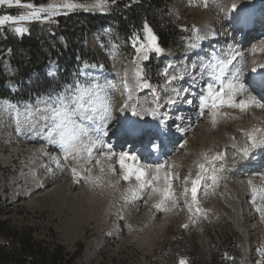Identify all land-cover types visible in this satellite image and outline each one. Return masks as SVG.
<instances>
[{
  "label": "rangeland",
  "instance_id": "374dc122",
  "mask_svg": "<svg viewBox=\"0 0 264 264\" xmlns=\"http://www.w3.org/2000/svg\"><path fill=\"white\" fill-rule=\"evenodd\" d=\"M115 1H21L22 5L33 4L37 8L65 2L85 7L70 10L60 8L54 16L41 13V19L30 22L13 24L9 21L0 29L5 30L11 39L18 40L28 31L17 34L12 29L25 27L29 30L34 26L40 43L47 42L57 51L55 43L62 49L67 47L66 38L58 24L71 27V31H74L80 27L76 25L79 14H109ZM227 1L207 0L205 7V0H202L203 3H200L201 0H162L164 6L157 12V20L151 24L152 33L155 35L157 32L173 30L179 35V40L172 42L173 47L158 58H155L154 51L145 49L148 59H139L143 77L151 88L137 87L134 76L136 48L140 44L147 45L144 30L122 35L115 31L110 19L85 35L81 46L93 56V60L82 64L79 74L56 78L60 63L52 61L38 81L22 80L24 83L31 82L34 92L43 93L35 98L31 90L20 95L19 76L7 78L4 89H8L12 98L5 101L16 105V109L9 108L6 112L0 110V227L3 225L7 236L4 237L0 231V246L7 251L10 235L17 233L47 253H51L55 247L62 249L66 259L78 253L73 264H179L182 259L186 264H264V256L261 255L264 252V218L256 211L257 206H264V193L258 191L256 203L251 202V188H264V146H260L258 151L252 149L247 137L238 133L240 128L247 127L244 125H255L257 120L264 121V108L251 105L246 112H241L239 108L222 106L213 126L208 110H202L199 106L208 83H214L217 89L220 84L226 85L228 82L243 84L246 91L238 94L235 101L244 100L248 95L258 100V94L250 90L243 79L254 58L251 43H261L263 47L255 57L260 62L264 61V39L247 41L241 49L234 44V38L227 41L217 39V43L211 45L203 36L206 31L204 22L217 30L216 38L227 34ZM248 1L258 0H246V4ZM100 3L104 6L93 7ZM33 10L15 4L0 5V17H18ZM51 34L54 38H51ZM134 34L138 37L136 47L130 39ZM210 46L216 49L218 57L209 56ZM3 59L0 65L4 63ZM222 60L229 61L225 66L226 75H221L218 69L214 75L213 67ZM8 61L11 64L10 57ZM65 63L70 62L66 60ZM169 64L173 67L169 68ZM206 66L211 67L205 70ZM120 67L127 73L126 80L130 85L128 93L124 94L120 87L123 83L119 82ZM166 69L169 77L178 75L183 76V79L168 83L164 76ZM77 82L85 87L98 83L104 89L101 96L110 108L112 118L97 119L95 124L99 127L101 123L111 130L100 141L87 126L88 134L83 138V146L67 154L58 139L53 142L47 135L45 121L40 113H36L34 122L29 123L23 119V115L17 119V110L23 114L29 105L34 110L38 98L56 93V86L62 84L64 88ZM152 89L157 90L158 100L154 98ZM172 93L181 102L173 112L176 119L171 120L169 127H178L179 134L184 135L181 139L175 138L173 153L161 158L159 163H150V158L139 159L141 165H150L153 171L156 166L164 165L160 171L161 180L155 184L159 189L164 187V174H171L176 206L173 207L169 199L161 209H157L154 205L160 203V193H153L150 188H146L132 198L127 189L136 187L135 177L123 180L117 163L118 155L107 161L102 152L111 148L117 154L124 152L136 156L131 150L116 146L111 136L115 131V114L119 102H132L129 107L131 111L133 108L140 111L146 104L147 112H151L152 105L155 109L160 104L166 106L172 96L174 98ZM260 102L264 104V101ZM186 108L192 110L191 116L194 115L189 122L182 121L185 112L189 111ZM100 111H104V106ZM165 111L170 113L167 106ZM223 113H227V116H223ZM104 115L107 116V112ZM177 117L180 118L178 123ZM185 117L188 120L190 116ZM214 127L215 132L212 131ZM224 133L239 135L236 141H230L223 138ZM212 139L215 141L213 144ZM91 142H95V147L89 157L84 147ZM203 147L206 150L201 154ZM217 154H222V159L212 164L204 159L205 155L211 158ZM96 160H100L98 166ZM244 161L247 166L253 167H240L245 164ZM109 163L115 165V174L107 170ZM127 163L135 166L134 161L129 160ZM201 163L205 164L208 171L202 173L204 179L200 181L197 203L194 204L190 193L192 185L186 184L185 180L196 178ZM101 167L104 168L103 173ZM73 168L81 176L89 175L85 169H91V177H99L100 186L86 183L83 179L76 182ZM143 170L147 176L148 168ZM185 187L189 189L187 195L184 193ZM126 196L129 198L127 202ZM197 205L200 211H196ZM11 247H8L9 251Z\"/></svg>",
  "mask_w": 264,
  "mask_h": 264
},
{
  "label": "snow or ice",
  "instance_id": "6c2138e0",
  "mask_svg": "<svg viewBox=\"0 0 264 264\" xmlns=\"http://www.w3.org/2000/svg\"><path fill=\"white\" fill-rule=\"evenodd\" d=\"M21 6L28 9H34L33 11L19 15L18 17L13 16H3L0 17V26H3L6 22H12L13 24H19L21 22L32 21L41 19V13H47L48 16H54L58 14V10L60 8L64 9H75L85 7L84 5L65 2L62 5L50 4L47 7H39L37 8L33 4H21V0H0V5H8V6ZM102 3L93 5V7H103ZM207 6V0H205V7ZM233 11L236 13L234 20L238 26L244 27L249 23L248 17L245 15V9L243 7H239L235 3L232 5ZM17 34H23L28 31L25 27H15L12 29ZM196 31L195 29H193ZM145 32L146 36L144 39L147 41V45L140 44L138 48H136L137 59L133 60V64L135 65L134 76L137 81V87L139 88H151V85L143 77V69L139 65V59H148L146 50L155 51L157 54L161 53L163 49L157 46L156 41L157 37L152 33V30L145 24ZM133 41V46L136 47V42L138 37L134 34L133 37L130 38ZM142 50L143 51L142 53ZM228 61H220L218 65L213 67V74L215 75L217 69L221 75H226L225 66ZM169 68L173 67L171 64L168 65ZM206 66L205 70H207ZM255 71V69L253 70ZM127 76V73H126ZM164 76L167 78V82L171 83L173 80L183 79V76L172 75L169 77V73L167 69L164 71ZM219 78V76L217 77ZM259 87L264 89V80H261ZM173 91H176L173 89ZM245 86L243 84H235L232 82H228L225 84H220L219 88L214 87V83H208L205 86V95L201 97L200 100V108L202 110L207 109L208 114L212 117L213 126H215L217 122V116L220 115L218 109L222 106L239 108L241 112L247 110V108L251 105H255L260 108H264V104H262L259 100L256 99L255 96L248 95L246 100H240L239 102L235 101V97L245 92ZM104 92V89L97 84H88V86H82L80 83L70 84L62 89L60 92H56L53 94L47 95V97H41L37 100V105L33 110L32 106L29 105L26 108L25 113L21 114L17 110V119L19 120L20 116L23 115V119L26 122L32 123L36 118V113L41 114V118L45 121V128L47 129V135L52 139L53 142H56L57 139L62 147L65 148L67 154H72V152L78 147L83 146V138L88 134L87 125L89 123L95 124L96 120H105L111 119L110 108L106 106V102L101 96V93ZM152 94L155 99H159L158 93L156 89H152ZM179 95V92H177ZM128 99H131V95L128 96ZM191 103V101H188ZM169 103H175L174 100H169ZM104 106V111L101 112V107ZM125 109L129 108L130 105L125 102ZM9 108L16 109V105L10 104L8 101H0V110L7 111ZM107 112V116L104 113ZM132 114L134 116H139L140 113L133 108ZM149 115L155 116V111H151L148 113ZM203 114V111L202 113ZM164 123V121H161ZM99 127L104 129V135H108V132L111 130L107 128L105 125H100ZM115 131L113 135L118 136L125 140V142L133 139H143L148 138V142L152 143L153 139L158 138L159 129H154L152 126L147 124H140L137 120L124 121L119 125L114 126ZM259 133V136L257 135ZM247 137L249 143L252 148H256L258 146H264V131L259 128H254L250 132L244 133ZM95 147V142H91L89 146L84 147V151L88 153L89 157H91L92 148ZM247 151V149H245ZM102 155L105 160L111 161L113 156L118 155L117 163L120 166V173L123 180L127 181L130 177L134 176L136 180V187H130L127 189V192L131 193L132 198H135L137 194L143 191L146 188H150L153 193L159 192L162 199L160 203L155 204L154 207L157 209H161L163 204L169 199L172 200L173 207L176 206V201L174 199V193L172 190V183L170 179V173H165L163 176L164 187L159 189L155 186L161 180L160 171L164 168V165H158L152 170L151 166L141 165L139 163V158L135 155H131L129 153L121 152L119 154L111 151V148L107 152H102ZM67 158V155L66 157ZM204 159L212 164L215 160L222 159V154H217L211 158L205 155ZM134 161L135 166L130 165L127 161ZM96 164H100V160H96ZM148 168V173L146 176L144 168ZM199 171L196 174V178L191 180V199L194 204L197 203V193L199 189L200 181L204 179L202 173L207 172L208 169L205 167V164L201 163L198 165ZM107 170L113 174L116 172L115 165L109 163L107 165ZM89 175L81 176L80 173L77 172L75 168L72 169L73 177L76 182H79L80 179H83L86 183H93L95 186L99 185V177L93 179L90 175L91 169H85ZM100 171L103 173L104 168L101 167ZM215 171V168H213ZM213 180L215 178L213 177ZM188 180L186 178L185 183L187 184ZM252 182L249 181V185ZM251 191L253 193L251 202L256 203V195L257 192L264 193V188H260L259 190L256 187H252ZM185 195L189 193V189L185 187L184 189ZM128 197H125V201H128ZM264 199V197H262ZM196 211H200L198 205ZM256 211L261 213L262 218H264V206H257ZM187 227V225H185ZM264 256V252L261 253ZM179 264H186L185 260H180Z\"/></svg>",
  "mask_w": 264,
  "mask_h": 264
},
{
  "label": "trees",
  "instance_id": "16d2710c",
  "mask_svg": "<svg viewBox=\"0 0 264 264\" xmlns=\"http://www.w3.org/2000/svg\"><path fill=\"white\" fill-rule=\"evenodd\" d=\"M21 1L39 2L41 0ZM163 6L162 0H116L108 17L90 13L79 14V21L76 23V25H80L78 29L71 31V27L63 28V35L67 41L65 50L59 45L57 46L56 43L57 51L52 50V47L46 42L41 44L34 26L18 40L11 39L0 29V62L6 55L9 56L15 76L20 78L21 94H25L26 91L30 90L34 92L32 86L26 87L25 84H21L22 80L28 79L34 72L41 71L48 61V55L52 58H58L60 61L63 75L59 77L74 74L80 60H93V56L81 46L85 33L94 30L97 26L106 24L109 19L113 20L116 31L122 35H127L130 32H140L145 21L152 23L157 20V12ZM51 38H54V36L52 35ZM177 38L178 35L173 30L157 33L158 46L161 49L168 47ZM66 60L70 63L64 65L63 62H66ZM4 83L5 78L0 65V100L11 99L9 92L4 89ZM34 94L39 93L34 92ZM2 227H0L1 234L7 237L6 231ZM9 239L7 251L3 246H0V264H73L75 257L78 255L77 253L70 259H66L59 247H55L51 253L44 252L38 246L32 244L28 238L19 237L17 233L10 235ZM10 246L12 247L9 251L10 248L8 247Z\"/></svg>",
  "mask_w": 264,
  "mask_h": 264
},
{
  "label": "bare ground",
  "instance_id": "6f19581e",
  "mask_svg": "<svg viewBox=\"0 0 264 264\" xmlns=\"http://www.w3.org/2000/svg\"><path fill=\"white\" fill-rule=\"evenodd\" d=\"M200 3H203L202 2V0H201V2ZM236 4V5H238L239 7H243L245 10L247 9V7H249L247 4H246V0H228L227 1V10H228V14H229V12H231V13H233L234 11H233V9H232V5L233 4ZM180 4H182V2L180 3ZM204 26H205V30L206 31H204V33H203V36H204V39H206L207 41H209V40H212V42H211V45H213V44H216L217 43V39H221L220 37H218V38H216V33H215V30L216 29H214V28H212V27H209V25L206 23V22H204ZM227 28H228V30H227V32L226 33H228V37H229V35L231 36L232 35V33L234 32V25H232L231 23H230V20H229V24H227ZM217 31V30H216ZM228 39V38H227ZM226 39V40H227ZM225 40V41H226ZM223 46V45H222ZM208 47V46H207ZM262 45H261V43H257V42H255L254 44H253V48L251 49V53H252V55H254V63H252L251 64V68L254 70L255 69V72H257V73H261V68H262V64L264 63V61L262 62V63H260V61L255 57V55H258V53H259V51L262 49ZM219 49V48H218ZM210 50H211V53H214V51L216 50H214L213 48H211V46H210ZM219 51V50H218ZM221 51V50H220ZM219 51V52H220ZM220 55V54H219ZM220 58V57H219ZM224 60V59H223ZM214 61V60H213ZM219 61V60H218ZM218 61H217V64H218ZM229 62V61H228ZM228 65V64H227ZM119 78H120V80H119V82L122 84V86H120L121 87V89L123 90L122 92H123V94L124 93H127V89H129V82L126 80V74L124 73L123 75H121V76H119ZM244 83L246 84V85H248L249 86V83L248 82H246V80H244ZM247 99V98H246ZM246 99H244V100H246ZM171 100H174L175 101V103H177V101H176V98H173V99H171ZM124 104H125V102H119V104H118V107H117V111H119V112H122V115L123 116H125L129 121H131V120H137L140 124H147V120H151L152 119V116L151 115H149L148 113L149 112H147V106H146V104H145V107L142 109V110H140V111H138L139 113H140V115L139 116H134L133 114H132V111L129 109V108H127V109H125L123 106H124ZM130 106H132V102H130V104H129ZM167 108H173L172 107V105H170V106H167ZM257 108H259L260 109V107H257ZM219 110V109H218ZM263 110V109H262ZM249 111L251 112L252 110L251 109H249ZM259 111V110H258ZM246 112V111H245ZM247 114V113H246ZM100 125H101V123H99ZM114 124H116V123H114ZM167 124V123H166ZM89 125V127L93 130V134L94 135H96V137H97V139L98 140H101V139H103V137H104V129L102 128V129H100L96 124H91V123H89L88 124ZM170 125V124H169ZM260 126H259V124H257V126H254V125H251V126H247V127H243L242 129H243V132L244 133H246V132H250V131H252L254 128H259ZM215 130H216V127H214L213 128V132H215ZM91 134H92V131L90 132ZM258 136H259V134H257ZM175 136V138L178 140V139H181L182 137H183V135H174ZM234 135L231 133V134H229V133H224L223 134V138H225V139H229V140H231L232 139V137H233ZM175 138L173 139L172 138V141H171V143L173 144V142H174V140H175ZM95 140V139H94ZM212 141V144L215 142L213 139L211 140ZM98 143V142H97ZM170 143V144H171ZM177 143V142H176ZM101 147V146H100ZM259 147V146H258ZM171 149V148H170ZM205 148L203 147V150L201 151V154H203L204 152H205ZM165 153H166V151H165ZM117 160H118V156H117ZM98 166V165H97ZM188 171H190V168H188ZM90 175H91V173H90ZM188 184H190L191 183V179L189 180L188 179V182H187ZM47 188V187H46ZM58 190V189H57ZM63 196V195H62ZM61 197V196H60Z\"/></svg>",
  "mask_w": 264,
  "mask_h": 264
}]
</instances>
